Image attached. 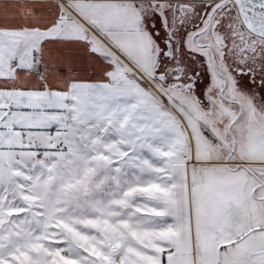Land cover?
I'll list each match as a JSON object with an SVG mask.
<instances>
[{"label":"snow or ice","instance_id":"1","mask_svg":"<svg viewBox=\"0 0 264 264\" xmlns=\"http://www.w3.org/2000/svg\"><path fill=\"white\" fill-rule=\"evenodd\" d=\"M0 264H264V0H0Z\"/></svg>","mask_w":264,"mask_h":264}]
</instances>
